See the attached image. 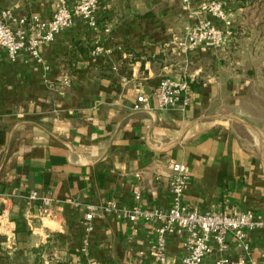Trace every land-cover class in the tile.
I'll use <instances>...</instances> for the list:
<instances>
[{
    "label": "crops",
    "instance_id": "crops-1",
    "mask_svg": "<svg viewBox=\"0 0 264 264\" xmlns=\"http://www.w3.org/2000/svg\"><path fill=\"white\" fill-rule=\"evenodd\" d=\"M59 3L0 0V20H49ZM227 3L221 50L182 52L198 20L225 28L182 0H101L97 26L76 18L39 48L42 63L1 52L0 264H159L157 223L124 213L169 209L173 163L187 167L191 209L264 219V0ZM165 78L189 83L188 105L158 107ZM141 96L148 107L136 109ZM32 193L51 199L48 214ZM111 201L117 213L87 221ZM228 242V259L264 264V229L247 234L248 255ZM184 243L169 237L168 264L182 263ZM223 257L214 245L204 264Z\"/></svg>",
    "mask_w": 264,
    "mask_h": 264
},
{
    "label": "built area",
    "instance_id": "built-area-1",
    "mask_svg": "<svg viewBox=\"0 0 264 264\" xmlns=\"http://www.w3.org/2000/svg\"><path fill=\"white\" fill-rule=\"evenodd\" d=\"M100 3L101 0H81L73 10H70L67 3L60 0L55 13L49 20H43L37 16H33L31 20L16 19L13 18L11 11H3L2 20H0V54L5 52L9 59L15 60L20 53H29L39 63H42L39 48L53 42L61 32L70 29L76 18L83 19L90 27L97 26V11ZM182 4L187 11H193L196 15L199 12L210 14L225 25V28H220L213 21L198 20L186 28L183 40L178 43L182 52L191 54L199 47L213 50L223 49L232 35L228 29L230 23L227 20V0H182ZM194 7L197 9H193ZM12 24L17 27L13 28ZM101 51L102 49L98 48L95 53ZM189 89V83L186 81L162 79L155 94L158 107L160 109L174 107L181 98H184V105H188L190 102ZM141 107H148L145 96L138 98V105L135 108L140 109ZM170 168L173 174L170 180L172 200L167 211L134 207L124 213L130 221L143 218L157 223L156 238L152 246V254L157 262L168 264V239L171 236H178L184 238L185 241V255L181 264H204V259L212 253L214 245H217L219 252L224 256L215 264H248L246 258L230 260L225 257L230 250L228 237L231 235L248 255L249 246L246 243V236L258 229H264V219L252 212L200 213L191 209L184 201L185 191L189 184L187 167L181 163H173ZM135 198L139 200L140 194L137 193ZM31 199L41 201L42 214L49 213L52 202L49 197H39L37 193H32ZM118 209L117 203L111 201L91 208V213L86 219L90 223L93 220V213L113 214L117 213ZM89 230H91L90 226Z\"/></svg>",
    "mask_w": 264,
    "mask_h": 264
}]
</instances>
